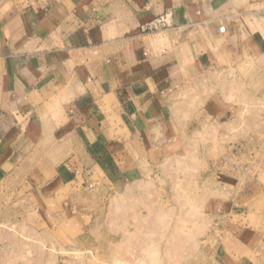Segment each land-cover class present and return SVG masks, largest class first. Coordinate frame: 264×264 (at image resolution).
<instances>
[{
    "label": "crops",
    "instance_id": "obj_1",
    "mask_svg": "<svg viewBox=\"0 0 264 264\" xmlns=\"http://www.w3.org/2000/svg\"><path fill=\"white\" fill-rule=\"evenodd\" d=\"M260 1L0 0L1 191L10 182L44 209L56 185L77 200L98 171L127 175L169 157L179 92L259 62L263 42L248 20ZM159 18L168 25L142 32ZM216 95L203 115L228 127L237 120Z\"/></svg>",
    "mask_w": 264,
    "mask_h": 264
},
{
    "label": "rangeland",
    "instance_id": "obj_2",
    "mask_svg": "<svg viewBox=\"0 0 264 264\" xmlns=\"http://www.w3.org/2000/svg\"><path fill=\"white\" fill-rule=\"evenodd\" d=\"M258 11L248 29L263 42L259 62L216 72L210 88L189 84L179 92L172 118L180 141L169 157L127 175L98 171L77 200L56 185L44 209L10 182L0 187V264H264V10ZM219 93L237 120L228 127L203 115L207 99ZM236 181L238 190L226 189ZM227 218L244 234L240 241L225 231Z\"/></svg>",
    "mask_w": 264,
    "mask_h": 264
},
{
    "label": "built area",
    "instance_id": "obj_3",
    "mask_svg": "<svg viewBox=\"0 0 264 264\" xmlns=\"http://www.w3.org/2000/svg\"><path fill=\"white\" fill-rule=\"evenodd\" d=\"M168 24H167V21L166 19H163V18H159L157 20H154L150 23H148L147 25H145L143 28H142V32L143 33H155L157 31H159L161 28H164L166 27ZM226 30V28L224 26H222L219 31L221 33H224Z\"/></svg>",
    "mask_w": 264,
    "mask_h": 264
}]
</instances>
